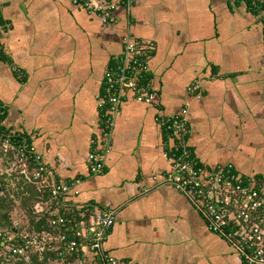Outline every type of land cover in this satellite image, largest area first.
<instances>
[{"label": "crops", "instance_id": "crops-1", "mask_svg": "<svg viewBox=\"0 0 264 264\" xmlns=\"http://www.w3.org/2000/svg\"><path fill=\"white\" fill-rule=\"evenodd\" d=\"M0 16V127L30 139L50 181L75 185L77 203L116 210L106 250L123 264H245L191 199L158 187L173 168L155 117L188 103L189 145L203 168L231 163L264 184V40L255 15L236 0H137L131 26L121 12L105 25L70 0H0ZM128 32L151 46L157 107L129 95L104 170L93 173L87 156L100 137L104 74ZM192 84L198 99L187 92Z\"/></svg>", "mask_w": 264, "mask_h": 264}, {"label": "built area", "instance_id": "built-area-1", "mask_svg": "<svg viewBox=\"0 0 264 264\" xmlns=\"http://www.w3.org/2000/svg\"><path fill=\"white\" fill-rule=\"evenodd\" d=\"M72 5L97 16L105 25L117 22L123 13L127 26L137 0H70ZM258 19L264 40V0H237ZM151 46L143 45L129 32L122 38V54L104 74L98 108L102 113L100 137L92 142L87 161L90 171L102 173L111 150L114 120L126 99L131 97L157 107V96L147 77ZM194 99L201 97L192 84L187 89ZM188 103L176 114L159 113L156 123L171 141L164 155L172 163V172L158 185H170L182 192L203 212L208 228L226 238L245 264H264V184L242 176L231 163L207 170L198 164L189 145ZM4 107L0 104V125ZM0 149L13 152L20 173L31 184L48 189L43 211L51 231L21 232L11 235L0 230V264L29 263L46 254L55 264H123L105 248L114 224L116 210H96L79 204L72 197L75 185L50 181V171L43 156L26 136L2 130ZM14 239L19 240L12 243Z\"/></svg>", "mask_w": 264, "mask_h": 264}, {"label": "trees", "instance_id": "trees-1", "mask_svg": "<svg viewBox=\"0 0 264 264\" xmlns=\"http://www.w3.org/2000/svg\"><path fill=\"white\" fill-rule=\"evenodd\" d=\"M237 3H239L236 0ZM254 15V14H253ZM3 23V20L0 16V24ZM0 58L7 59L0 49ZM191 147V146H190ZM192 149V148H191ZM193 152V150H192ZM194 155V152H193ZM196 158V156L194 155ZM197 159V158H196ZM198 161V160H197ZM198 164H202L198 161ZM17 185H20L18 182ZM9 186L8 181L4 176H0V230L7 231L11 235H17L21 232H42V231H51L48 222V216L43 211V204L48 199V189L44 190L39 188L37 185L26 183L23 185L22 191L16 195V197H21V203L19 205L20 210L22 211V216L26 221V227H17L13 226L10 213L15 203V200L10 197V194L7 193V187ZM13 196V195H12ZM11 240L4 242L5 244ZM17 239H14L12 243H17ZM3 244L0 242V247ZM19 264H55L54 256L51 254H46L43 259L39 260L35 255L31 257L29 263L19 262Z\"/></svg>", "mask_w": 264, "mask_h": 264}, {"label": "rangeland", "instance_id": "rangeland-1", "mask_svg": "<svg viewBox=\"0 0 264 264\" xmlns=\"http://www.w3.org/2000/svg\"><path fill=\"white\" fill-rule=\"evenodd\" d=\"M1 150V149H0ZM3 159V160H2ZM5 160L8 163H5ZM2 163H5L6 168H3L1 165ZM0 176H4V178L8 181L9 186L7 187V193L10 194V197L15 200V203H13V208L10 213L11 221L13 226L17 227H26V221L24 220V217L22 216V211L19 208V205L21 203V197H16L19 192L22 191L23 185L28 182L23 175L20 173V167L17 159L15 158L13 152L6 151L5 153L1 150L0 152ZM20 183V185H17V183ZM31 184V183H30ZM44 190H47V188H42ZM13 195V196H12Z\"/></svg>", "mask_w": 264, "mask_h": 264}]
</instances>
